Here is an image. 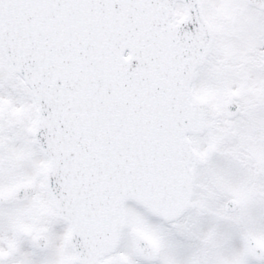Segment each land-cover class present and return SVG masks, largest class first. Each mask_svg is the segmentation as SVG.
<instances>
[{
    "label": "snow or ice",
    "instance_id": "1",
    "mask_svg": "<svg viewBox=\"0 0 264 264\" xmlns=\"http://www.w3.org/2000/svg\"><path fill=\"white\" fill-rule=\"evenodd\" d=\"M0 264H264V0H0Z\"/></svg>",
    "mask_w": 264,
    "mask_h": 264
}]
</instances>
